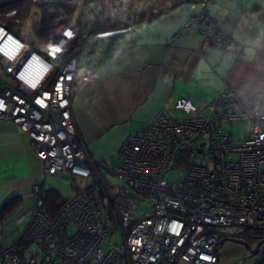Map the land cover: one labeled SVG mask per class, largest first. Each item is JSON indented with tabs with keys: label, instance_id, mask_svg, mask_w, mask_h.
Returning a JSON list of instances; mask_svg holds the SVG:
<instances>
[{
	"label": "built area",
	"instance_id": "1",
	"mask_svg": "<svg viewBox=\"0 0 264 264\" xmlns=\"http://www.w3.org/2000/svg\"><path fill=\"white\" fill-rule=\"evenodd\" d=\"M186 25L199 32L198 52L209 46L242 51L220 32L207 2ZM84 35L64 28L36 52L0 24V121L26 134L42 162L43 182L64 175L96 179L55 215L44 206L43 185H34L27 223L12 245L0 248V264H217L222 240L264 239V94L227 89L212 105L177 100L178 116L160 110L123 140L108 167L91 156L71 113L78 49L67 52ZM96 78L88 69L79 80ZM179 165L183 180L168 182ZM101 169L116 177L115 188ZM140 203L150 210L136 218ZM116 231L120 250L104 252Z\"/></svg>",
	"mask_w": 264,
	"mask_h": 264
},
{
	"label": "crops",
	"instance_id": "2",
	"mask_svg": "<svg viewBox=\"0 0 264 264\" xmlns=\"http://www.w3.org/2000/svg\"><path fill=\"white\" fill-rule=\"evenodd\" d=\"M64 1L75 6L65 28L85 34L76 49L71 113L78 135L96 160L114 159L127 136L143 129L160 110L175 112L177 100L212 105L227 89L264 94V0L206 1L220 32L242 45L239 55L218 46L197 51L199 32L186 24L199 14V1L184 2L150 21L98 33L90 32L99 22H125L152 1ZM88 69L97 78L81 82L80 75ZM42 167L26 134L0 121V208L19 198L11 212L0 213V248L12 245L24 229L34 205V185L51 190L46 182L71 178L43 182ZM251 240L255 242L246 243L255 253L233 242L220 244L217 264H264V241Z\"/></svg>",
	"mask_w": 264,
	"mask_h": 264
},
{
	"label": "trees",
	"instance_id": "3",
	"mask_svg": "<svg viewBox=\"0 0 264 264\" xmlns=\"http://www.w3.org/2000/svg\"><path fill=\"white\" fill-rule=\"evenodd\" d=\"M38 2L36 0H31ZM40 1V0H39ZM152 2L147 8L140 12H133L125 22L120 21H104L99 22L90 33L106 32L114 29L126 28L130 25L150 21L158 16L167 13L168 11L176 8L180 4L192 0H151ZM206 2L208 0H194ZM59 4V11L56 13H47L43 15L41 20L34 24L36 32L40 35V42L45 43L44 47L47 48L55 39L59 36L60 32L68 26L70 23V16L75 11V6L70 5L64 0H57ZM27 0H0V24L4 25L12 33L18 30V27L22 26L23 20H26L29 16L26 11ZM79 46L77 40H73L68 48L67 56L73 54ZM19 200V198L17 199ZM16 198H12L4 204L3 208H0V213L11 212L17 201ZM44 206L52 214L55 215L61 206L65 203L59 198V193L55 190L44 189ZM48 207V208H47ZM56 209L53 211V209Z\"/></svg>",
	"mask_w": 264,
	"mask_h": 264
},
{
	"label": "rangeland",
	"instance_id": "4",
	"mask_svg": "<svg viewBox=\"0 0 264 264\" xmlns=\"http://www.w3.org/2000/svg\"><path fill=\"white\" fill-rule=\"evenodd\" d=\"M28 3L26 4L25 8L28 12L29 16L26 20H23L22 26L18 27V30L13 32L17 37L22 39L24 42H26L28 45H30L32 48H34L35 51L40 52L43 50L44 44L40 42V35L36 32V29L34 28V24L38 23L43 15H46L47 13H56L59 11V4L57 0H38V2H33L31 0H27ZM171 115L178 116L177 113L171 112ZM231 127L229 125H223V131L228 132L230 131ZM233 129V127H232ZM239 132L247 131V127L240 126ZM135 131V130H133ZM234 132L237 133V129L234 128ZM109 158H112L111 156H107L104 160V163L111 167L114 165L115 160L112 158V160H109ZM184 165H179L175 171L177 172H171L168 175H166V180L170 183H180L183 180V171H184ZM102 176L112 188H115L118 185V180L114 175L109 174L104 169H101ZM92 179V180H91ZM89 180L81 179L79 177H71V178H56L50 181L49 183L46 182V186L48 189H53L59 193V198L61 200L68 198L71 193L74 191V188H81L84 186L89 185V183L96 182L95 177H91ZM96 185V184H95ZM150 210V206L145 203H140L138 211L136 212V218H141L142 213H148ZM75 231V228L72 226L68 229V234L71 235ZM253 241V240H250ZM248 240V242H250ZM122 236L120 232L116 231L112 236L108 237L105 242L102 245V250L106 252L110 248H116L120 250L122 246ZM255 242V241H253ZM258 242V240H257ZM251 243V242H250ZM252 244V243H251ZM33 249V248H32ZM32 249L30 251H32Z\"/></svg>",
	"mask_w": 264,
	"mask_h": 264
},
{
	"label": "water",
	"instance_id": "5",
	"mask_svg": "<svg viewBox=\"0 0 264 264\" xmlns=\"http://www.w3.org/2000/svg\"><path fill=\"white\" fill-rule=\"evenodd\" d=\"M262 241H264V239L260 240L259 243H261ZM225 242H226V241L222 240V241L220 242V244H223V243H225ZM229 242H233V243H235V244L241 245L242 247H244V248H245L246 250H248L249 252H251V253H255L254 251H251V250L249 249V247H248V245H247L246 242H243V241H240V240H231V241H229Z\"/></svg>",
	"mask_w": 264,
	"mask_h": 264
},
{
	"label": "clouds",
	"instance_id": "6",
	"mask_svg": "<svg viewBox=\"0 0 264 264\" xmlns=\"http://www.w3.org/2000/svg\"><path fill=\"white\" fill-rule=\"evenodd\" d=\"M36 1H38V0H36ZM32 48V47H31ZM34 50V49H33ZM37 52V51H36Z\"/></svg>",
	"mask_w": 264,
	"mask_h": 264
},
{
	"label": "snow or ice",
	"instance_id": "7",
	"mask_svg": "<svg viewBox=\"0 0 264 264\" xmlns=\"http://www.w3.org/2000/svg\"><path fill=\"white\" fill-rule=\"evenodd\" d=\"M70 35V34H69ZM34 86V85H33Z\"/></svg>",
	"mask_w": 264,
	"mask_h": 264
}]
</instances>
